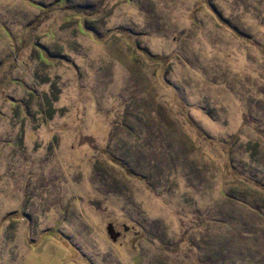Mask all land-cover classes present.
<instances>
[{"label": "rangeland", "instance_id": "obj_1", "mask_svg": "<svg viewBox=\"0 0 264 264\" xmlns=\"http://www.w3.org/2000/svg\"><path fill=\"white\" fill-rule=\"evenodd\" d=\"M0 264H264V0H0Z\"/></svg>", "mask_w": 264, "mask_h": 264}]
</instances>
